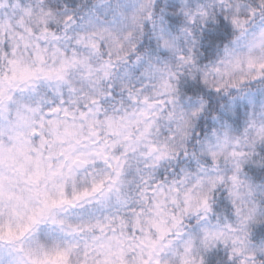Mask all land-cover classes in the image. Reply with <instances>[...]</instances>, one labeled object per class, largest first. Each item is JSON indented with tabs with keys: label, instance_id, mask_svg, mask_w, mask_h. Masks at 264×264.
<instances>
[{
	"label": "clouds",
	"instance_id": "9594fccd",
	"mask_svg": "<svg viewBox=\"0 0 264 264\" xmlns=\"http://www.w3.org/2000/svg\"><path fill=\"white\" fill-rule=\"evenodd\" d=\"M262 33L264 0H0V125L22 113L78 131L89 162L68 187H104L61 215L111 218L132 238L127 264L153 251L146 236L160 264H246L264 247V141L249 124L264 123V79L225 49L244 61ZM18 64L36 78L11 81ZM93 235L113 233L78 237L72 264L102 261L84 255Z\"/></svg>",
	"mask_w": 264,
	"mask_h": 264
},
{
	"label": "snow or ice",
	"instance_id": "6c2138e0",
	"mask_svg": "<svg viewBox=\"0 0 264 264\" xmlns=\"http://www.w3.org/2000/svg\"><path fill=\"white\" fill-rule=\"evenodd\" d=\"M169 9L175 8L169 3ZM173 23L171 16L167 17ZM221 24L224 21L221 20ZM227 29V25H224ZM249 52L244 61L231 49H225L230 64L239 68L242 63L255 73L254 79H264V59L253 55L255 49H264V33L247 45ZM14 64L18 62L13 61ZM43 71V69H40ZM18 73V74H17ZM50 76L51 71L44 72ZM37 70L30 65L14 68L11 81H28L36 78ZM246 80V77H242ZM233 87H240L234 84ZM5 89L0 87V114L4 107ZM9 101L11 97H8ZM59 108L50 109L57 112ZM29 124L22 113L7 127L0 125V137L7 135V142L0 140V264H72V257L80 248L78 237L86 233L104 234L112 231L111 237L93 235L85 244L84 255L88 250L98 251L102 261L97 264H127V255L132 238H121L112 227L111 218L105 223L99 219L79 220L68 223L61 213L69 208L83 206L103 190V182L94 184L91 189H69V181L79 167L89 161L85 153L78 151L82 143L78 131L71 125L53 122ZM259 140L264 141V123L249 121ZM99 154V153H96ZM240 157L245 154L237 151ZM239 166V164H238ZM237 180L236 176L232 177ZM154 226L162 235L165 229L156 221ZM158 241L146 236L139 241L141 248L151 247L141 264H160L159 259H151ZM241 248L235 249L241 252ZM264 264V247L249 255L246 264Z\"/></svg>",
	"mask_w": 264,
	"mask_h": 264
}]
</instances>
